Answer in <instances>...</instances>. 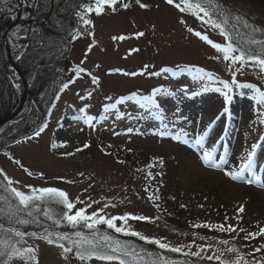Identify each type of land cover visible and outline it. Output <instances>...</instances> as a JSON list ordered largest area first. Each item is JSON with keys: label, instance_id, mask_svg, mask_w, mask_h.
I'll use <instances>...</instances> for the list:
<instances>
[{"label": "rangeland", "instance_id": "374dc122", "mask_svg": "<svg viewBox=\"0 0 264 264\" xmlns=\"http://www.w3.org/2000/svg\"><path fill=\"white\" fill-rule=\"evenodd\" d=\"M125 2L129 4L127 10L122 7ZM142 2L148 3L150 8H139L135 0H121L115 12L106 8L102 15L97 16L84 11L85 7L94 5V0H86V5L79 13L92 21L87 26L82 23L80 16L65 17L66 24L61 26L58 36L66 40L59 47L62 50L55 53V74L65 78L58 80L55 90L60 84L62 87V82H74L57 97L53 107L50 108V103L47 102L51 97L47 98L45 104L43 99V105L35 104L34 101L35 106H29L26 101L20 111L13 113L12 119L0 128L1 146L3 139H9L5 136L8 131L11 130L12 136H15L20 130L19 124L29 115L30 108L36 110L37 119H29L26 129L33 132L37 126L46 125L39 138L33 134L32 139L26 138L5 148L0 153V169L13 181H18L13 186L25 193L30 194V189L26 186L32 185L35 188L53 187L63 190L73 202L79 197L83 203L76 202L75 208L91 204L86 209L87 214L103 208L101 214L106 217L124 213L151 217V221L129 220L126 227L183 249L182 252H171L148 244L141 251L125 240L100 230L99 226L90 230L83 224L80 225L82 228L77 231H81L86 240L96 244L99 253L107 254L110 246L115 247L117 241L120 245L134 249L137 256L122 257L128 264H219L215 259L209 261L184 253L200 251L203 248L202 256H214L223 251V259L234 260L236 253L227 252L228 247H235L245 260H251L249 253L261 242L259 238L248 243L239 237L233 239L235 233L229 234L194 225L224 223L225 216H228V223L252 231H256L258 225L264 226V187L261 186L264 184V139H261L264 136V123H261L264 121V104L259 102L258 94L264 92V73L260 72L258 66H246L237 72V83L247 87L234 88L230 102L225 104L217 89L222 88V81L231 83L229 62L223 59L222 52H217L211 45L186 31L191 27L223 45L224 39L218 30H213L192 15L181 14L166 5L164 0ZM35 3L38 9L37 0L32 5ZM218 3L228 9L231 16L246 18L250 25L259 29L257 35H263L264 0H218ZM52 10L53 5L46 15H51ZM181 19L186 24L181 23ZM231 23L234 21H230ZM38 26V23L32 24V31L28 35L25 29L21 34L26 35L22 38L24 42L20 43L11 35L12 32L10 48L26 46V51L30 37ZM237 27L240 34L237 36L232 32L236 47L242 48L245 53L264 58V44L249 42L248 34L251 29H245L242 24ZM90 31L94 33L95 46L81 65L80 62L85 59L84 53L93 41V37L87 35ZM137 32H143L144 35L134 36ZM74 35L78 38L73 39ZM121 35L127 39L113 40V37ZM254 39L264 41V38H257L255 35ZM130 49L139 51L129 55ZM239 54V51L231 53ZM15 58L17 59L16 55ZM20 58L17 59V64ZM96 65L100 67L97 68ZM78 66L96 75L100 83L92 84L90 76L84 73L77 78L74 69ZM234 67H239V64ZM198 69L203 70L200 75H197ZM125 72H135L136 75L126 76L123 74ZM9 74L12 76L15 72L10 69ZM12 77L16 78V74ZM25 83L31 96V82L27 79ZM53 84L51 81L50 87ZM15 88L21 94V87ZM159 88L167 90L171 95L153 93V89ZM133 93L137 96L136 100L131 99ZM80 95L84 97L83 100L79 98ZM146 95L153 96V103L149 105L150 114L149 109L142 102H138L140 96ZM122 96L129 99L118 104L115 109L105 111L104 105L115 103ZM205 99H213L220 106L209 113L203 108ZM81 107L85 108L83 114L78 111ZM225 107L230 113L224 111ZM230 114V124L226 127ZM86 115L95 117L94 128L84 124ZM217 117L221 122L220 128L213 131V122ZM128 128L133 131L128 133ZM225 130L228 132L225 133ZM29 131L25 130L20 135ZM160 131H165L167 135L161 138L153 134ZM114 132L119 135H113ZM197 138L201 139L200 144L196 143ZM64 141H67V145L61 146ZM223 142L228 145L229 156L224 168L232 170L237 168L255 143L256 147L252 150L253 175L249 177L245 173V178L254 180L252 185L245 184L243 180L231 181L223 176L220 170L223 168H211L202 162L200 157L205 150L212 152V161L222 157L218 151ZM53 143L58 146L52 148ZM84 143H88L90 147L76 153L75 149ZM128 149L132 151L129 152ZM105 151L111 155H105ZM68 152L75 154L64 155ZM9 157L20 160L23 167L15 164ZM118 159L124 163H117ZM149 164L154 166L149 168ZM24 168L32 175H28ZM40 173H43V178ZM0 194L6 196L2 191ZM150 196H159V200H150ZM239 203L245 204L246 211L242 214L243 219L237 221L234 217ZM181 204L186 207L181 208ZM36 206L40 209L39 212L33 209L32 216H28L26 212L14 213L10 216L11 221L15 222V226L34 222L35 226H43L44 229L23 231L17 227L18 229L9 231V228L0 226V241L13 243L21 249L34 247L37 249L39 264H117L115 261L95 258L81 262L74 255L69 261L62 259L59 255L60 249L49 245L42 238L45 229L53 234L66 232L72 239H77L73 236L76 230H64L67 222L64 223L62 214L65 209L55 202V198H45L36 202ZM43 209H48L53 219L49 220L43 214ZM74 211L75 209L73 213ZM20 220L27 222L19 223ZM57 220L60 221L59 224L55 223ZM121 223L116 221L117 226ZM15 231L28 235L17 243L19 238L15 236ZM33 233L37 235H31ZM105 236L111 239L105 240ZM221 240H228V245L219 243ZM64 243L67 244L68 241ZM261 255L264 253H255L257 259ZM9 264L26 262L14 258ZM240 264H243V260Z\"/></svg>", "mask_w": 264, "mask_h": 264}, {"label": "snow or ice", "instance_id": "6c2138e0", "mask_svg": "<svg viewBox=\"0 0 264 264\" xmlns=\"http://www.w3.org/2000/svg\"><path fill=\"white\" fill-rule=\"evenodd\" d=\"M6 2V0H4ZM121 0H94V5H89L84 8V11L91 14L94 13L95 15L99 16L104 13V11L107 9H110L111 11L115 12L117 10V6L120 4ZM136 5L141 9H149L150 5L148 3L142 2V0H135ZM164 3L168 6H171L175 8L177 11H179L181 14H189L192 15L195 19L199 20L201 23H204L211 27L213 30H218L219 34L224 39V44L216 43L212 41L207 34H203L200 31H194L193 28L188 27L186 31L197 37L199 40L206 42L207 44L211 45L214 49L217 50V52L223 53V59L225 61H228V68L231 71V83L227 81H222V88L217 89V91H220L225 104L230 102L232 96L231 93L233 92L234 88H244L247 87L246 85L238 84L236 81V73L242 71L246 66H258L261 73H264V58H262L259 55L251 54V53H245L244 50L238 49L236 45L233 43V35L232 32L234 31L237 36L240 34L239 27H237L238 24H242V26L245 29H251V32L249 35V42L256 44H264V41H257L254 39V35L259 29H257L254 25H250L248 20L246 18H243L239 15L237 16H231L228 9L225 7H222L218 0H164ZM123 9L127 10L129 8L128 3L122 4ZM158 7V6H157ZM8 11H11L9 8ZM80 16V19L82 20V23L84 25H90L92 24V21L89 19H85L80 13L77 14ZM15 18V17H13ZM230 21H234V23L230 24ZM181 23H185L183 19L180 21ZM94 26V25H93ZM12 36H15L16 34H11ZM88 36L93 37V41L89 44L88 48L86 49L84 56L85 59L82 60L80 63L83 65L87 59V56L92 51L93 47L95 46V40H94V33L88 32ZM144 35L143 32H137L134 33V36L136 37H142ZM78 37L76 35L73 36V39H77ZM127 37L121 35V36H115L113 37V40H125ZM139 49H130L129 55H131L133 52H137ZM239 51V55H231V53ZM20 57L17 56V59ZM239 64V67H234L235 65ZM97 68L100 67V65H96ZM119 71V70H117ZM75 75L77 78H79L81 73H84L88 76H90L91 83L92 84H99L100 80L96 75H92L88 72L87 69L78 66L74 69ZM202 69L197 70V75H200L202 73ZM126 76H134L136 75L135 72H125L123 73ZM264 78V77H262ZM74 81L70 80L68 83H64L62 85L61 91L68 89L69 84L73 83ZM19 87V85H16ZM153 93L155 94H164V95H171V93H168L167 90L159 88V89H153ZM260 97V103L264 104V92H259ZM91 93H89V96ZM81 100L84 99L82 95L79 96ZM129 99V97H120L115 101V103L104 105L105 111L108 109H115L118 104H123L125 100ZM131 99L136 100L137 96L135 93L132 94ZM138 102H142L143 106L146 109H149V105L153 103V96L152 95H146V96H140L138 98ZM80 113H85V108L81 107L78 110ZM224 111L227 112V107L224 108ZM151 110L149 109V114ZM264 115V113H262ZM219 119V117H217ZM95 120V117L92 115H86L84 118V124L94 128L93 121ZM261 123H264V121H261ZM46 125L39 128L38 131L35 132V137L39 138L41 133L44 131V128ZM84 129H80V131H83ZM133 131L132 128H128L127 132L131 133ZM154 135H159L161 138H164L167 133L165 131L160 132H154ZM113 135H119V133L114 132ZM29 139H32V137H29ZM179 139V137H177ZM261 139H264V136H261ZM202 141L200 138H197L196 143L200 144ZM67 141H64L61 146H66ZM58 145L56 143L51 144L52 148H56ZM90 145L88 143H84L81 147H77L75 149V152H81L84 149L89 148ZM109 148L111 145L108 146ZM256 147L255 143L251 146V149L254 150ZM104 151V149H101ZM250 150L246 156L242 159V161L239 163L237 168L235 170H232L228 167H225L223 169H220L219 164L211 163L212 161V152L209 150H205L202 152L200 159L202 162L207 165L208 167L220 169L222 171V174L224 177L228 178L231 181H239L243 180L245 184L252 185L254 183L253 179L245 178V173L249 177H251L253 174L251 172L252 164H253V151ZM129 152L132 151V149H128ZM75 153L68 152L64 155L72 156ZM105 155H111L109 152H104ZM7 155V153H5ZM10 160H12L15 164L20 165L23 167L22 163L18 159H14L13 157H9ZM117 163L123 164V160H117ZM225 164H227V161H224ZM153 164L147 165V167L151 168L153 167ZM24 171L28 173V175H32V173L27 169L24 168ZM137 171H141V169H137ZM41 178H43V173L39 174ZM80 175H83V173H80ZM151 175V173H149ZM159 175V173H157ZM0 178L5 181V189L12 194H14L15 199L18 201V204L15 206L14 211L12 209V206H9V216H13L14 213H20V212H26L28 216L33 215V209H35L37 212L40 211L39 208L36 206V202L45 200V198H55V202L62 205V207L65 209V211L62 214L63 221H66L68 225H70L73 229H76L78 226L83 224L84 227L87 229H97L98 225H106L108 229L114 230L116 233H122L125 236H133L137 237L138 239L144 241L148 244L157 245L160 249H166L171 252H182L183 249L181 247H173L166 243H163L161 240L154 239L147 237L145 235L140 234L139 232L132 231L128 227H126L129 220H137V221H151V217H146L144 215L135 216L131 213H124L120 216H111L106 217L105 215H102L101 213L104 211L103 208L97 209L96 211H93L91 214H87V208L91 207V204H88L86 207H81L79 209L75 208L76 202L83 203V201L79 200V197H77L76 202H73L69 199L68 194L64 192L63 190L53 188V187H42V188H35L32 185H27L26 187L30 189V194L25 193L21 190H19L17 187H14V183H19L18 181H13L10 177L7 176V174L4 172L3 169H0ZM264 187V184L261 185ZM147 191V189H145ZM0 199H3L0 197ZM150 200H159V196H150ZM173 199H175L173 197ZM206 199V198H205ZM95 203V201H93ZM156 207H159V205H155ZM105 207H108V205H105ZM181 208H185L186 205L181 204ZM198 207H203V205H198ZM75 209L74 213L73 210ZM246 211L245 204L239 203L236 206L235 209V219L237 221H240L243 219V215ZM43 214L49 219H53V217L49 214L48 209H43ZM230 218L228 216H225V222L220 224H212V223H204L201 224H195V227H205L208 229H213L215 231L219 232H227L229 234L235 233L236 235L233 236V239H236L237 237L241 238L243 241L251 243L252 241L259 240L261 242L258 243V246H255L252 248V252L249 253V255L252 256L251 260H245L244 257L239 253L238 249L235 247H228L226 249L229 253H236V258L234 260H225L222 257L224 256L223 251H219L218 255H208V256H202L201 253L204 251L203 248H201L200 251L195 252H187L184 253L187 256H194L198 257L200 259H207L209 261H212L213 259L219 261V264H240V262L243 260V264H264V255H261L258 259L255 256V253H264V226H257L256 231H252L249 229H245L243 227H239L238 225H233L228 223V220ZM116 221H121V225L117 226ZM25 220H20L19 223H26ZM56 224H59L60 221H55ZM9 231H12L9 229ZM28 235L27 233L21 232V231H15V236L19 238L17 243L24 240V237ZM31 235H37L36 233H33ZM73 236H75L77 239H72V237L69 236L68 233H55L49 232L47 229H45V234L42 236L43 239L47 241L49 245L56 246L60 249L59 255L62 259L65 261H69L71 256L74 255L76 259L83 262L85 260H91L93 258L102 260V261H108V262H117V264H128V261L122 257L127 256H137L138 254L135 252L134 249H130L127 245H120L119 241L116 242L115 247L110 246V252L107 254L99 253L97 245L92 243L89 240H86L83 237V234L81 231H74ZM105 240H110L111 237L105 236ZM64 241H68L67 244L64 243ZM219 243L228 245V240H221ZM85 245H90L86 247ZM0 258H6V259H0V264H9L10 261H12L14 258H18L20 260H23L26 262V264H39V258L37 254V249L34 247H25V248H17L15 244L7 242V241H0ZM167 264V262H166Z\"/></svg>", "mask_w": 264, "mask_h": 264}, {"label": "trees", "instance_id": "16d2710c", "mask_svg": "<svg viewBox=\"0 0 264 264\" xmlns=\"http://www.w3.org/2000/svg\"><path fill=\"white\" fill-rule=\"evenodd\" d=\"M16 3L17 0H6V2H4V0H0V122L6 119L15 110L19 102L18 92L6 72V55L3 46L4 30L12 21V18L10 17L11 11H8V9H11V4ZM85 3L86 0H53V10L52 14L48 18V21L46 24L40 22V28L30 37L27 49L18 61V67L24 75L25 80L28 79V81L30 80L31 82L32 86L30 93L33 101L36 102L35 104L43 105V99L45 104L48 97L51 98H49L50 100L47 102L51 104L55 98L57 90L61 87L60 84V87L55 90L58 80H63L65 78L60 75L57 77L55 74V71L57 70V68H55V64L57 63V59L55 60V53L62 50L59 47L62 46L66 39L64 37L60 38L58 33H60L61 26L66 24L65 20L67 19H65V17H78L77 14ZM49 4L50 0H38V9L36 12V14H38L37 16L41 13L45 14L49 8ZM50 28H52V30ZM255 36L257 38H264V33L263 35H257L256 33ZM20 42L24 41L20 40ZM51 81L54 82L52 87H50ZM62 84H64V82H62ZM32 110H30L26 119L19 124L20 130L13 138H23L26 134H20H22L25 130H30L26 129V124L29 122L28 120L32 117L37 119L36 110ZM10 131H8L5 136L10 134ZM8 141L10 140H7L4 144H2L0 149H4V146ZM5 183L6 182L0 178V191L6 195L4 196L0 194L3 198L0 199V226L11 230L19 228L23 231L31 229H44L43 226H35L34 222H32V224H22L20 226L14 225L15 222L11 221L12 219L9 216V210L6 208H9L10 205L13 208L14 205L18 204V201L15 199L14 194L5 189ZM99 226L100 230L105 231L106 233L108 232V234H112V236L115 235L120 240H125L126 243L135 246L138 250L144 251V249L148 247V243H145L136 237L116 233L114 230L108 229L106 225ZM79 228L82 227L78 226L76 229H73L67 223L64 230L71 232L72 230L77 231ZM93 241L96 242L95 240ZM99 247L104 248V246ZM154 257L156 258V256ZM167 258L169 257L167 256Z\"/></svg>", "mask_w": 264, "mask_h": 264}, {"label": "water", "instance_id": "95a60500", "mask_svg": "<svg viewBox=\"0 0 264 264\" xmlns=\"http://www.w3.org/2000/svg\"><path fill=\"white\" fill-rule=\"evenodd\" d=\"M16 23H14L13 25H11L9 27V29L14 26ZM18 24L20 25H24V24H30V22H18ZM8 29V31H9ZM4 40L6 42V35L4 36ZM5 49H6V52H7V68L8 67H11L13 69V71L17 74L18 78H19V81L21 83V94H20V102H19V105L16 109V111L14 112V114H17L20 109L22 108V105L28 101V102H31V99L29 97V93H28V90H27V86H26V83H25V80L22 76V73L20 72V70L18 69L16 63L14 61H11L10 57H9V49H8V45L5 43ZM14 114H11L8 118H6L5 120H3L2 122H0V127L3 126L6 122L10 121L13 117Z\"/></svg>", "mask_w": 264, "mask_h": 264}, {"label": "bare ground", "instance_id": "6f19581e", "mask_svg": "<svg viewBox=\"0 0 264 264\" xmlns=\"http://www.w3.org/2000/svg\"><path fill=\"white\" fill-rule=\"evenodd\" d=\"M13 52L14 53L12 54V57H13V59L15 61V55L17 56L19 54V49L18 48L17 49L13 48ZM15 84L18 85V81H15ZM202 104H203V108L206 109L207 111H209V113L213 112L217 106H220V104H217L216 101L213 100V99H205V102H203ZM218 125H219L218 123H216L214 125L213 131H215L218 128ZM229 148H230V146H229ZM225 156H226L225 159L220 161V159L218 158L217 160H213L211 163L219 164L220 168H224V165H226L224 163V161L229 159V156L227 155V152H226ZM215 176L218 177V175H215Z\"/></svg>", "mask_w": 264, "mask_h": 264}]
</instances>
